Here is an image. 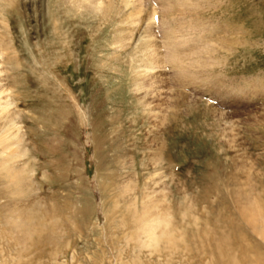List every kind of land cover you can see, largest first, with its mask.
I'll use <instances>...</instances> for the list:
<instances>
[{
    "label": "rangeland",
    "instance_id": "374dc122",
    "mask_svg": "<svg viewBox=\"0 0 264 264\" xmlns=\"http://www.w3.org/2000/svg\"><path fill=\"white\" fill-rule=\"evenodd\" d=\"M0 88V264H264V0H0Z\"/></svg>",
    "mask_w": 264,
    "mask_h": 264
},
{
    "label": "bare ground",
    "instance_id": "6f19581e",
    "mask_svg": "<svg viewBox=\"0 0 264 264\" xmlns=\"http://www.w3.org/2000/svg\"><path fill=\"white\" fill-rule=\"evenodd\" d=\"M155 19V18H154ZM1 89V88H0ZM4 93H5V91H4ZM2 99H3V97H2ZM2 102H4V100L2 101L1 100V98H0V108H4V109H7V103H9V102H7L6 104H4V106H3V103ZM8 108H10V107H8ZM2 111V110H1ZM4 111V110H3ZM13 127H15V126H13ZM6 142V141H5ZM9 177H11L14 181H18V183H20V178H21V175H20V172L19 171H10L9 172ZM12 181V180H11ZM13 182V181H12ZM254 219V218H253ZM248 222V224H250V225H252L253 227V229L255 230V231H261V232H264L263 231V229L260 227V225H257L256 223H254V222H251V221H247ZM261 226H263L262 225V223H261ZM264 236V235H263ZM260 263H261V260H260ZM262 264V263H261Z\"/></svg>",
    "mask_w": 264,
    "mask_h": 264
}]
</instances>
